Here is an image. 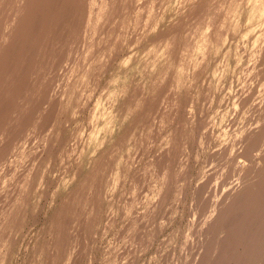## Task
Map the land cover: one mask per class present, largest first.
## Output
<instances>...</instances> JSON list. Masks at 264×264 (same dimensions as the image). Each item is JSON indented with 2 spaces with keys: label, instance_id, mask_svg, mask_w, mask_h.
Returning a JSON list of instances; mask_svg holds the SVG:
<instances>
[{
  "label": "clouds",
  "instance_id": "clouds-1",
  "mask_svg": "<svg viewBox=\"0 0 264 264\" xmlns=\"http://www.w3.org/2000/svg\"><path fill=\"white\" fill-rule=\"evenodd\" d=\"M93 2L69 0L0 130V264H200L202 233L264 169V0H102L96 31ZM202 186L203 212L185 201ZM169 193L170 215L138 243L137 221ZM45 196L70 227L24 223ZM178 217L182 240L175 230L156 243ZM81 221L95 224L83 242ZM257 253L264 235L249 264H264Z\"/></svg>",
  "mask_w": 264,
  "mask_h": 264
},
{
  "label": "bare ground",
  "instance_id": "bare-ground-1",
  "mask_svg": "<svg viewBox=\"0 0 264 264\" xmlns=\"http://www.w3.org/2000/svg\"><path fill=\"white\" fill-rule=\"evenodd\" d=\"M71 7L73 5L69 3V0H0V40L5 35L9 37L7 45L0 44V130H3L12 120V113L16 107L15 97L26 86L27 67L33 63L38 48L45 44L47 37L51 36V41L60 39V31L70 15ZM107 10L108 5L102 0H94L90 5L89 16L90 20L94 21V31L103 27ZM9 25L12 27L6 33L5 29ZM10 81L14 82V87ZM213 106L223 107V104L216 100ZM198 123L201 126H207V114L203 121L198 120ZM9 131L11 132V129ZM205 131L211 135L214 129L206 128ZM0 159H3L2 155ZM194 173L195 169L190 168L188 175L191 176ZM247 185L237 194L232 204L227 206L202 233L203 243H199L198 240L197 244V251L200 247L204 249L200 264H249L250 257L256 250L257 238L264 235V169L250 170ZM204 191V186L195 192L189 189L185 193V201L190 198L195 199L197 206L203 212L208 207L207 201L203 199ZM170 201L169 193L155 216L150 218L149 224L137 221L138 243L146 244L147 237L153 235L148 230L152 224H158L160 218L166 219L170 215L165 212L167 203ZM186 214L190 215V213ZM140 219L142 220L143 217ZM185 222V219L178 217L172 222V228L165 229L163 233L157 227L154 229L155 242L158 243L162 235H168L175 230H180L182 240ZM24 223L43 229L42 234H45L53 223H63L66 227H70L71 219L66 214H62L59 207L50 212L47 211V196H45L39 214L29 215ZM81 224L80 236L83 242L85 236L91 239L95 224L83 225V221ZM221 233H224L223 239H220ZM213 252L217 253L215 257ZM261 255L264 254L257 253V258L259 259ZM83 259L82 256L79 257L78 264H83Z\"/></svg>",
  "mask_w": 264,
  "mask_h": 264
}]
</instances>
